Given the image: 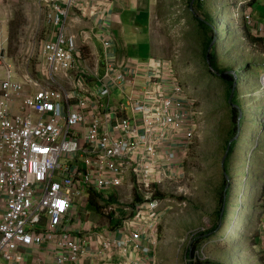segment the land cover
Returning a JSON list of instances; mask_svg holds the SVG:
<instances>
[{
	"label": "built area",
	"instance_id": "1",
	"mask_svg": "<svg viewBox=\"0 0 264 264\" xmlns=\"http://www.w3.org/2000/svg\"><path fill=\"white\" fill-rule=\"evenodd\" d=\"M88 1L38 0L49 26L34 73L20 78L0 49V260L20 264L23 248L46 246L57 264L76 263L88 242L99 241L103 264H158L167 198L155 193L186 178L202 111L169 61L110 65L91 88L96 69L68 31L70 10ZM261 82L264 92V76ZM126 87L130 93L114 102ZM131 180L144 200L138 214L122 222V210L104 207L120 216L117 235L84 237L67 228L86 190L118 191Z\"/></svg>",
	"mask_w": 264,
	"mask_h": 264
},
{
	"label": "rangeland",
	"instance_id": "2",
	"mask_svg": "<svg viewBox=\"0 0 264 264\" xmlns=\"http://www.w3.org/2000/svg\"><path fill=\"white\" fill-rule=\"evenodd\" d=\"M208 1L216 3L218 11L214 14H219L222 33L217 39L225 38L219 43L217 50L220 66L224 67L223 59L228 63L225 67H229L235 60L238 68L246 63L263 64L264 46L252 45L241 36L239 39H232L229 31L234 35L239 30L240 27L233 18L242 16L244 7L251 9L246 14H251L254 18V25L247 24L253 31L264 33V25L259 22L256 10L260 7L264 9V0H258L253 8L249 6L250 0H205L206 3ZM1 20L7 24L8 35L1 37L0 33V40H3L0 49L4 47L7 62L17 75L24 78L25 74H32L37 68H41V50L47 39L49 22L38 0H0V29ZM197 33L196 22L188 11V0H157L153 22L155 43L159 52L173 61L180 82L196 98L202 111L199 133L185 163L186 178L179 183L168 181L157 189L163 194H169L162 206L165 214L160 228L158 264H191L192 261L200 264L198 262L201 260H195L200 255L205 264H243L238 259L234 263L232 257L237 255L244 256L253 264H264L261 258L264 251L260 254L264 245L258 246L254 238L260 229L264 231V226L260 223L264 218V102L262 104L250 96H259L264 101V92L260 79L255 78L253 86L257 91H250L247 84V81L252 80L250 76L241 84L240 100L249 102L244 105L243 128L235 139H239L240 143L231 165L233 179L230 180V187L233 189L226 222L216 232L204 235L199 244L201 248L204 247V251L202 249L200 253L196 252L195 257L189 254V247L196 244L197 237L202 232L212 230L218 220L219 194L227 175L224 164L227 154L225 140L230 136L228 130L231 127L226 84L220 77L207 71L208 66L201 56L204 50L197 41ZM240 77L244 80L242 72ZM121 95L117 90L114 98L120 99ZM133 185L131 180L115 194L107 191L108 195H114L118 201L104 206L112 205L122 210V222L129 217L133 218L131 215L136 213V206L132 205L135 194ZM227 190L228 188L226 196ZM100 204L104 202L101 201ZM99 206L101 209L94 212L92 218L98 225H110L111 218L107 214L110 209L105 212L103 205ZM256 206L258 210L252 211ZM78 207L83 209L81 205ZM237 220L238 228L235 227ZM234 232L237 236L240 235L237 243L242 244L243 251L241 247L234 251L232 244L224 239L226 236L235 238Z\"/></svg>",
	"mask_w": 264,
	"mask_h": 264
},
{
	"label": "crops",
	"instance_id": "3",
	"mask_svg": "<svg viewBox=\"0 0 264 264\" xmlns=\"http://www.w3.org/2000/svg\"><path fill=\"white\" fill-rule=\"evenodd\" d=\"M108 1L110 4L106 0H89L84 6L71 9L68 17L69 33L76 37L79 46L88 58L87 62L93 69H96L95 74L91 77L90 86H95L97 79L110 65H115L119 69L132 70L136 67L134 63L139 62L145 69L153 60H164L171 62L174 66L170 58L159 52L153 36L157 0ZM256 10L259 22L264 25V9L260 7ZM1 22V37H6L8 35L7 24L4 23V20ZM260 34L264 35V33ZM107 40L110 42V47H106L104 44ZM1 44H3L2 39L0 40ZM5 55L7 56V54ZM142 72L145 71L142 70ZM3 75L4 67L0 66V77ZM119 91L122 94L120 99L114 98L116 91L113 93L114 102L123 100L130 93L131 87H126L124 93L121 89ZM111 191L114 194L116 192ZM84 198L85 201L78 204V206H83V209L76 206L67 218V228L72 233H80L84 237L117 235L116 230L120 225V222L117 224V220L120 219V216L114 213L108 214L111 218L110 225H98V222L92 218V214L101 209L99 205H103L102 209H104L105 204L117 202V198L114 195H108L107 191L97 193L91 189L86 190ZM101 201L104 204H100ZM260 223L264 226L263 222L260 221ZM263 242L264 231L259 242L260 246L264 245ZM90 243L88 242L84 246L85 254L79 262L67 264H103L108 258L104 254V248H101L99 241ZM21 253L23 261L20 264H57L56 252L46 246L23 248ZM116 261L119 262L120 258L117 257ZM0 264L13 263L0 260Z\"/></svg>",
	"mask_w": 264,
	"mask_h": 264
},
{
	"label": "trees",
	"instance_id": "4",
	"mask_svg": "<svg viewBox=\"0 0 264 264\" xmlns=\"http://www.w3.org/2000/svg\"><path fill=\"white\" fill-rule=\"evenodd\" d=\"M257 1L258 0H250L249 6L253 8ZM215 4L216 3H214V1L210 3L208 1V3H206L205 0L204 1L203 0H188V11L192 19L196 22V31L198 32L197 41L198 43L200 42V48L202 46V49L204 50V53L201 52V56L202 58L204 57V60L208 66L207 71L213 76L220 77V79L226 84L225 93L227 96L228 105L230 108V116H231V127L228 130L230 136L229 138L225 140V148H226V151H228V148L230 146L229 145L230 141L233 138L237 137L239 133H241L244 120H245L244 105L249 102V100H242V101L240 100V95L242 91L241 84L243 83V81H245L246 77L248 78V76H250L252 80L247 81L249 89L250 91L251 89L257 91V88L253 86L254 78L260 79L261 81V77L264 74V63L263 64L262 63L260 64L246 63V65L242 66L241 68H238L237 60H235L234 63L229 64V67H225L227 60L223 59L222 61H223L224 67L220 66L219 63L221 60H219L220 55L217 54V50H218L219 43H222L223 42L222 40L225 38L217 39L220 33H222V30L219 27V18H218L219 14L218 15L214 14V12L218 11L217 8L215 7ZM250 10L251 9H247L243 7L242 16H239V18H233L235 24L236 25L238 24L240 28H238L239 30H237L236 28L237 31L236 33L234 32V35H232V31H229L231 32L230 34L231 38L233 39L234 37H237L239 39L241 36L247 39L248 42H251L252 45L264 46V35H261L259 32L253 31V29L247 24L245 15H246V12H249ZM233 70L236 71V74L227 73ZM241 72H242V76L244 77V80L240 77ZM250 96L256 98L257 101L262 102L263 104V101L260 100L259 96H254V95H250ZM251 111L253 113H256L253 110V108H251ZM241 113L243 114V116H241ZM262 114L264 116V109L262 110ZM239 143H240L239 139L233 143L232 150L225 164L227 175H225V181H224V184L222 185V189L219 194L220 209L218 210V220L215 223L214 228L212 230H209L207 232H202L201 235L197 237L198 239L196 241V244H193V247H189L190 256L192 254H196L198 250H202L204 248V247L201 248L199 245L203 241L202 238L204 237V235L208 233L216 232L226 222L227 214H228L227 207H228V204H230V198L232 196V189H233L232 186L230 187L231 185L230 180L233 179L232 173H231V165H232V160L235 156V152H236V149ZM227 188L228 190H227V196H226ZM155 194H156V197H160V198H167L169 196V194H163L159 190H156ZM263 199H264V189H263V194H262V200ZM141 200L144 201L138 189L136 188L135 194H134V201L132 203L133 207L137 206L139 202H141ZM256 210H258L257 206L252 211H256ZM260 221L264 223V218L261 219ZM119 222L121 221L117 220V224H119ZM238 222L239 220H237L235 224L236 228H238ZM245 232L247 233V230H245ZM262 232L263 230L260 229L259 234L254 237L255 240L257 241L258 246H260L259 242L262 238ZM243 233H244V230H243ZM233 235L235 236V238H233V236L232 237L226 236L224 239L225 241L230 242L233 246V250L236 251L242 246V244L239 245V243H237L238 236L240 235L238 234L237 236L236 232H234ZM245 236L247 237V235ZM241 251H243L242 247H241ZM263 251L264 250H260V254ZM260 254H259V258H260ZM261 258L263 259V262H264V255H262ZM232 259L234 263L238 259L240 263L253 264L249 259L245 258L244 256L242 257L240 255L233 256ZM198 263L205 264L202 261H199ZM209 263H213V262H209ZM191 264H196V263L192 261Z\"/></svg>",
	"mask_w": 264,
	"mask_h": 264
},
{
	"label": "water",
	"instance_id": "5",
	"mask_svg": "<svg viewBox=\"0 0 264 264\" xmlns=\"http://www.w3.org/2000/svg\"><path fill=\"white\" fill-rule=\"evenodd\" d=\"M231 72H233L234 74H236V71H235V70H233V71H231ZM242 113H243V112H242ZM242 113H241V116H243ZM238 135H240V133H239ZM235 139H236V137L233 138V139L230 141V143H229L230 146H229V148H228V151H227V154H226V158H225V162H224V164H226V160H227V158H228V156H229V154H230V152H231V150H232L233 143L236 141Z\"/></svg>",
	"mask_w": 264,
	"mask_h": 264
},
{
	"label": "clouds",
	"instance_id": "6",
	"mask_svg": "<svg viewBox=\"0 0 264 264\" xmlns=\"http://www.w3.org/2000/svg\"><path fill=\"white\" fill-rule=\"evenodd\" d=\"M263 76H264V74H263ZM263 76H262V77H263ZM261 83H262V82H261ZM263 102H264V101H263Z\"/></svg>",
	"mask_w": 264,
	"mask_h": 264
}]
</instances>
